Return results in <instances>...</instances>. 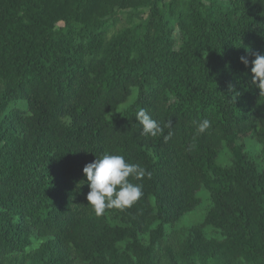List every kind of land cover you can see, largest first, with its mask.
<instances>
[{
  "label": "trees",
  "instance_id": "obj_1",
  "mask_svg": "<svg viewBox=\"0 0 264 264\" xmlns=\"http://www.w3.org/2000/svg\"><path fill=\"white\" fill-rule=\"evenodd\" d=\"M253 53L264 0H0V264H264ZM141 108L161 134H140ZM105 153L151 177L97 216L82 169ZM202 191L203 221L176 231Z\"/></svg>",
  "mask_w": 264,
  "mask_h": 264
},
{
  "label": "clouds",
  "instance_id": "obj_2",
  "mask_svg": "<svg viewBox=\"0 0 264 264\" xmlns=\"http://www.w3.org/2000/svg\"><path fill=\"white\" fill-rule=\"evenodd\" d=\"M253 56L249 83L259 89L260 95H264V55L253 53ZM240 62L245 67L249 65L246 57H240ZM135 120L140 125L141 135L156 137L163 132L160 124L143 108L136 114ZM168 126L171 127V121ZM210 126L211 122L204 119L197 124L196 130L204 133ZM170 138L171 133L164 137L165 141ZM82 171L90 189L86 195L87 206L97 216L103 215L106 209L130 208L142 197L143 192L142 185L131 182L129 178L139 181L145 176L151 177V173L141 165L126 162L122 155L107 153L86 164Z\"/></svg>",
  "mask_w": 264,
  "mask_h": 264
},
{
  "label": "rangeland",
  "instance_id": "obj_3",
  "mask_svg": "<svg viewBox=\"0 0 264 264\" xmlns=\"http://www.w3.org/2000/svg\"><path fill=\"white\" fill-rule=\"evenodd\" d=\"M174 38L177 39L176 34H174ZM176 42L178 46L179 44L178 40H176ZM244 146H245V152L248 155V157L251 160H253L255 163H257L258 166L261 167L260 157H261L262 147L255 142V138L253 135L245 141ZM229 162H230L229 151L227 148L223 147L217 158V164L220 166H227ZM199 197L201 199V203L199 207L192 213H189L183 217V219L176 225L175 227L176 231L178 232L185 231L192 226L201 224L206 214V211L209 208L210 203H209L208 194L205 191L200 192ZM205 234L208 237H215V233L212 228L205 229Z\"/></svg>",
  "mask_w": 264,
  "mask_h": 264
}]
</instances>
